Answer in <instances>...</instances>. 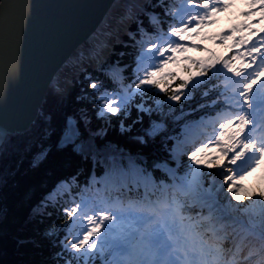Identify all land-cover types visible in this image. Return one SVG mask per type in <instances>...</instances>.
<instances>
[{"label":"snow or ice","instance_id":"snow-or-ice-1","mask_svg":"<svg viewBox=\"0 0 264 264\" xmlns=\"http://www.w3.org/2000/svg\"><path fill=\"white\" fill-rule=\"evenodd\" d=\"M242 2L245 22L210 36L205 30L237 0H146L80 53L78 61L100 62L113 40L132 50L130 64L101 63L103 79L85 73L81 99H91L105 123L92 135H106L113 117L131 131L124 122L135 109L134 124L149 120L136 139H159L161 148L152 157L120 153L119 163L94 142L85 152L70 124L62 143L104 164L105 174L83 188L69 175L34 209L59 213L62 223L48 233L58 241V264H264V0ZM17 7L0 5L5 55ZM253 178L258 190L246 187Z\"/></svg>","mask_w":264,"mask_h":264},{"label":"trees","instance_id":"trees-1","mask_svg":"<svg viewBox=\"0 0 264 264\" xmlns=\"http://www.w3.org/2000/svg\"><path fill=\"white\" fill-rule=\"evenodd\" d=\"M146 0H123V7L130 14L141 11ZM133 24L132 28L135 29ZM105 39V37H101ZM127 41V37H122ZM113 43V42H112ZM114 45V44H113ZM112 52L103 62H99L96 69L90 64L78 61L75 53L68 61L69 67L74 71V79L65 92L50 86L45 94L39 115L26 133L7 137L0 148V264H58L56 254L60 251L58 241L49 238L48 233L58 223H62L59 213L53 215L38 214L34 212L41 206L44 197L61 179L69 175H78V182L83 188L85 183L95 177L100 180L105 174L104 164L93 162L91 157L85 158L72 150V147L57 148V142L64 130L67 118L75 120L79 127L80 140L85 142V152L90 143L106 146L112 155L142 154L152 157L161 148L159 139L149 140L147 144L140 143L136 137L144 134L149 120L145 116L142 123H133L139 113L135 109L132 115L124 122L131 126V131L122 132L120 122L115 121L106 128V135L93 136L105 128L103 120L96 114L95 104L91 99H81L87 87L85 73L95 77L104 78L100 71L101 63L104 67L114 65L117 61L121 66L132 62V55L127 58L121 52H132L131 49L119 46L111 47ZM217 52H223L217 46ZM196 57L200 53L193 52ZM83 62V63H82ZM131 74V69L128 70ZM83 81V86L81 84ZM91 93V89L88 90ZM88 114L90 123H86L83 113ZM159 119V117H153ZM171 133L173 125L166 122ZM176 133L180 129L175 128ZM46 151L47 157L41 158L40 153ZM250 190H258L260 186L246 185ZM235 203V202H234ZM48 212L53 210L49 208ZM62 238V237H61Z\"/></svg>","mask_w":264,"mask_h":264},{"label":"water","instance_id":"water-1","mask_svg":"<svg viewBox=\"0 0 264 264\" xmlns=\"http://www.w3.org/2000/svg\"><path fill=\"white\" fill-rule=\"evenodd\" d=\"M118 1L11 0L18 7L8 26L7 55L5 23L0 21V147L6 137L28 131L55 75L105 24ZM70 124L77 127L66 120L57 148L69 146L62 138Z\"/></svg>","mask_w":264,"mask_h":264},{"label":"rangeland","instance_id":"rangeland-1","mask_svg":"<svg viewBox=\"0 0 264 264\" xmlns=\"http://www.w3.org/2000/svg\"><path fill=\"white\" fill-rule=\"evenodd\" d=\"M241 7L243 8V10L248 11V7L245 3L242 2V0H237V3L234 5V7L232 9H234L235 11V15L232 17H230L229 20V25H224V24H220V21L216 24L215 27L211 28V29H206V33L210 36H216V35H220L223 34L225 32H227L228 30H230L231 28L238 26L242 23H244V17L241 15L242 13L240 12ZM224 16L227 15L226 13L223 14ZM219 18V17H218ZM190 55V54H189ZM59 79V78H58ZM57 84H60V80L57 82ZM56 84V85H57ZM249 182H253L256 184H261V182L257 179V178H253L251 179ZM248 183V182H247Z\"/></svg>","mask_w":264,"mask_h":264},{"label":"bare ground","instance_id":"bare-ground-1","mask_svg":"<svg viewBox=\"0 0 264 264\" xmlns=\"http://www.w3.org/2000/svg\"><path fill=\"white\" fill-rule=\"evenodd\" d=\"M117 15H118V12L115 13V11L112 13V15H109L106 18V23L101 28L100 32H104L105 30H107V27H110L111 23H113L115 21V16H117ZM94 41H95L94 39H91V41L88 44L92 43V46H93ZM42 62H46V57L45 56H44V59H43ZM60 79H62V78L60 77Z\"/></svg>","mask_w":264,"mask_h":264}]
</instances>
